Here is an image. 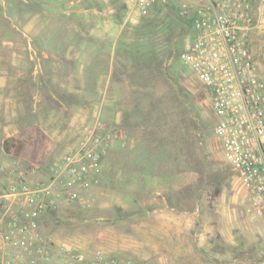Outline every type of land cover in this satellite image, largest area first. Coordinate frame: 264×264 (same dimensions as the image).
Here are the masks:
<instances>
[{
    "label": "rangeland",
    "instance_id": "rangeland-1",
    "mask_svg": "<svg viewBox=\"0 0 264 264\" xmlns=\"http://www.w3.org/2000/svg\"><path fill=\"white\" fill-rule=\"evenodd\" d=\"M257 1L250 43L264 79V0ZM32 18L46 23L38 30L42 36L58 40L61 68L54 80L38 78L53 94L30 102L31 122L16 136L38 141L31 153L16 155L13 148L0 155V184L14 178L9 169L29 181L44 178L48 166L75 146L79 129L96 122L102 132L125 140L112 143L91 185V204L61 197L42 220L44 232L88 252L101 247L111 256L134 257L137 264H162L123 249L137 239L126 235L123 218L140 208L137 200L149 207L154 191L167 188L170 204L196 211L189 238L195 239L196 255L168 264L254 259L263 248L258 220L232 189L201 85L182 62L186 18L159 9L128 20L120 0H0L1 33L19 38L18 27ZM41 33L33 35L39 38L36 48L42 47ZM42 116L44 125L32 124ZM36 128L43 135H35Z\"/></svg>",
    "mask_w": 264,
    "mask_h": 264
},
{
    "label": "built area",
    "instance_id": "built-area-1",
    "mask_svg": "<svg viewBox=\"0 0 264 264\" xmlns=\"http://www.w3.org/2000/svg\"><path fill=\"white\" fill-rule=\"evenodd\" d=\"M120 2L128 20L155 9H173L186 18L182 62L201 85L232 189L259 223L263 248L243 264H264V79L256 70L250 43L258 1ZM98 127L96 122L79 129L75 146L48 166L44 178L29 181L21 171L8 170L14 178L0 184V264H137L101 247L85 251L43 230L42 220L56 210L61 197L91 204L90 188L105 155L114 141L124 143L118 133Z\"/></svg>",
    "mask_w": 264,
    "mask_h": 264
},
{
    "label": "crops",
    "instance_id": "crops-1",
    "mask_svg": "<svg viewBox=\"0 0 264 264\" xmlns=\"http://www.w3.org/2000/svg\"><path fill=\"white\" fill-rule=\"evenodd\" d=\"M13 25L15 24L11 22L10 26ZM46 27L43 21L32 18L24 22L20 29L18 27L19 38L0 31V155L8 154L3 150V140L16 137L21 126L31 122L28 120L33 111L30 102L35 104L45 93L53 94L51 90L46 91L47 83L38 80L40 77L50 76L54 80L61 68L62 58L58 47H55L58 40H51L46 34L42 36L38 32ZM38 33H41V48L35 47L39 38H34L33 35ZM68 50L69 54L70 49ZM65 70L69 76L70 70ZM32 124L44 125L43 116ZM108 154L109 152L105 155L102 166L105 165ZM144 172L139 173L140 177H145ZM9 179L11 177L6 181ZM165 190L167 188L154 191L149 207H142L137 200L140 208H134L130 217L123 218L128 232L126 235L137 238L132 243L125 244L126 248L123 249L137 254L144 252L142 257L147 255L150 262L159 261L162 264H168L170 260L186 261L189 254L196 255L195 239H189L194 232L192 225L196 211L189 213L170 204ZM133 260L137 262L134 257Z\"/></svg>",
    "mask_w": 264,
    "mask_h": 264
},
{
    "label": "trees",
    "instance_id": "trees-1",
    "mask_svg": "<svg viewBox=\"0 0 264 264\" xmlns=\"http://www.w3.org/2000/svg\"><path fill=\"white\" fill-rule=\"evenodd\" d=\"M155 10H158V9H155ZM35 135L39 136V135H43V133L39 129L37 130V128H36ZM37 141H38L37 136H34V138H30L29 136H27V137H23V136L22 137H13V136H11V137H7L3 140L2 147H3L4 152H6V153L12 152L13 148H15L16 152L14 150V154L17 155L22 150L27 154V153H31V152H29L28 149L31 148L32 146H34ZM256 253L257 252L255 251V253L252 254V256L255 258L259 255L258 253L257 254Z\"/></svg>",
    "mask_w": 264,
    "mask_h": 264
}]
</instances>
